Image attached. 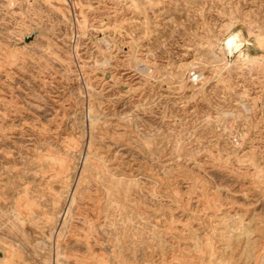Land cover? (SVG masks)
Listing matches in <instances>:
<instances>
[{
    "label": "rangeland",
    "instance_id": "obj_1",
    "mask_svg": "<svg viewBox=\"0 0 264 264\" xmlns=\"http://www.w3.org/2000/svg\"><path fill=\"white\" fill-rule=\"evenodd\" d=\"M235 32L264 57V0H0V264H264Z\"/></svg>",
    "mask_w": 264,
    "mask_h": 264
},
{
    "label": "bare ground",
    "instance_id": "obj_2",
    "mask_svg": "<svg viewBox=\"0 0 264 264\" xmlns=\"http://www.w3.org/2000/svg\"><path fill=\"white\" fill-rule=\"evenodd\" d=\"M256 38H257V40H263L262 43L264 45V36H260V34L258 33V34H256ZM244 40L245 39H242V37L240 36V33H238V32L231 33V35H229L228 37H225L222 40L221 49L226 51L228 54H233L234 52L237 51L238 52L237 61H241L242 63L254 62V63H257L258 65L261 63H264L263 55H252V54L244 53L241 51L240 48L243 45ZM230 41H231V43H229ZM245 91H246V89H245ZM245 109L248 111L250 110V108H247V107H245Z\"/></svg>",
    "mask_w": 264,
    "mask_h": 264
},
{
    "label": "snow or ice",
    "instance_id": "obj_3",
    "mask_svg": "<svg viewBox=\"0 0 264 264\" xmlns=\"http://www.w3.org/2000/svg\"><path fill=\"white\" fill-rule=\"evenodd\" d=\"M229 43H231V41Z\"/></svg>",
    "mask_w": 264,
    "mask_h": 264
}]
</instances>
